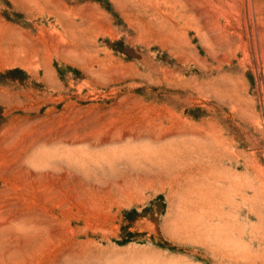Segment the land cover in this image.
Returning <instances> with one entry per match:
<instances>
[{
	"label": "rangeland",
	"instance_id": "obj_1",
	"mask_svg": "<svg viewBox=\"0 0 264 264\" xmlns=\"http://www.w3.org/2000/svg\"><path fill=\"white\" fill-rule=\"evenodd\" d=\"M0 264H264V0H0Z\"/></svg>",
	"mask_w": 264,
	"mask_h": 264
}]
</instances>
